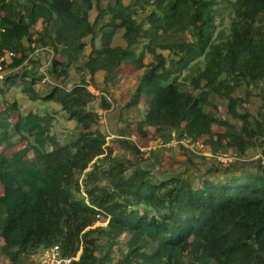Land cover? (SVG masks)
I'll return each instance as SVG.
<instances>
[{
    "label": "trees",
    "instance_id": "16d2710c",
    "mask_svg": "<svg viewBox=\"0 0 264 264\" xmlns=\"http://www.w3.org/2000/svg\"><path fill=\"white\" fill-rule=\"evenodd\" d=\"M131 56L122 112L142 107L138 127L164 146L174 135L233 161L199 169L177 145L185 168L162 176L161 156L120 138L128 125L106 145L88 88L109 93ZM0 70V264L52 247L60 264H264V0H0ZM10 91L57 110L22 112Z\"/></svg>",
    "mask_w": 264,
    "mask_h": 264
},
{
    "label": "rangeland",
    "instance_id": "374dc122",
    "mask_svg": "<svg viewBox=\"0 0 264 264\" xmlns=\"http://www.w3.org/2000/svg\"><path fill=\"white\" fill-rule=\"evenodd\" d=\"M167 54H168L167 52H164L165 56H167ZM43 63H44L43 66L40 68V70L42 71L44 70V68L47 67L46 66L47 62H43ZM169 70L172 71L173 69L170 68ZM8 72L9 71L0 70V78L6 75V73ZM136 74L137 72H136V66L134 63V57L131 56L128 60H126L121 65L118 76L114 79L113 84L111 86L109 85L108 87L109 93L105 91L106 89L105 87H101V86H100V89L103 90L102 92L100 89H99V92H94V89L92 88H88V90L98 96L94 104V107L96 108L97 114L100 116V124L103 125L104 130H105L104 133L106 134V139H105L106 145L107 144L113 145L112 141H115V139L116 140L119 139V136H117L116 133H110L109 131H107L108 127H112V128L115 126L116 127H124V126L126 127V125H128L127 130L125 131L126 136H122L120 138H123V140L126 139V140L131 141L143 153L147 154V152L151 151L152 155L161 156L162 157L161 159L162 162L160 165L161 167L157 168V171H159V175L169 176L172 172H178L185 168V166H181V169L177 168L178 166L177 162L178 163L185 162V157L178 155L177 143H171L170 141V143L164 146L162 145L163 141H161L158 137H155L153 129L151 127L146 128L144 131H142V129L138 127V121L141 119L140 112H141L142 107L139 106V107L131 108L128 113L122 112V108L124 104L128 101L130 94H132L133 87H134L133 79ZM71 78L74 80L75 75L72 74ZM101 79H102L101 76L99 75L96 76L97 82H101ZM45 80L50 81V78L46 76ZM9 95H10V99H13V100L16 99L19 102L22 112L37 111V110L41 111L45 108L47 112H54L57 110L55 106L42 107V106H39L37 103H30L26 98L20 97L18 94L15 95L13 91H10ZM101 96L104 97L106 101H108V103L110 104L111 106L110 110L102 111L101 108L99 107V97ZM234 96L245 99L244 90L239 89L235 91ZM215 105H216V109L214 110L215 114L221 118H227V115L225 113V108L221 104V102L219 100H216ZM259 105H260L259 97L253 94H249L247 97V103H245L243 107L249 113L255 114ZM238 111L243 112V108L242 107L238 108ZM59 116H61V114H59L57 117ZM124 118H126L125 122L121 120ZM60 126L66 129L63 131L64 135H68L70 131L74 129V126L72 125L71 122L62 121L60 123ZM59 130L62 131L61 128ZM186 142H187V146H189L188 144L189 141L186 140ZM196 144H198V146ZM191 145H195L194 147L195 149L193 150L195 154L206 158L205 162L196 164L195 167L199 169H208L216 165V163L214 162L215 160H217L219 163H222V164H227L234 160V158L230 154L229 155L226 154L225 156H220L219 153L216 155H212L210 152L207 151L206 148H204V145H200L199 142H195L194 144H191ZM24 146L25 144L20 142L16 144L11 150L6 151V155L10 156L13 152L24 148ZM113 147L116 151H118L119 148L117 145H114ZM170 149L171 150L173 149V150L171 151ZM165 153L166 155L163 156ZM257 156L258 155L252 156L250 160H246L248 161L246 163H250L249 161H253ZM26 158L32 159V155L30 152L27 153ZM195 167H193V169H195ZM252 167L253 165H246L244 168L250 169ZM1 195H2V187L0 186V196ZM106 222L107 220H105L104 222H97L95 226H105ZM110 237L112 240L116 239L121 242L126 241L124 239V236H120L116 238L115 235L110 234ZM3 247H4L3 241L0 240V249L3 250ZM53 249L55 248L52 247L43 252H39L35 254L32 257L33 264H60L61 261L58 262L56 256H54L56 254ZM210 251L211 249L209 247H206L203 251V254L204 255L209 254ZM63 264H68V262L66 263L63 262Z\"/></svg>",
    "mask_w": 264,
    "mask_h": 264
},
{
    "label": "built area",
    "instance_id": "2783aa9c",
    "mask_svg": "<svg viewBox=\"0 0 264 264\" xmlns=\"http://www.w3.org/2000/svg\"><path fill=\"white\" fill-rule=\"evenodd\" d=\"M186 140H188V139H181V140H176L175 139V136L174 135H172V137H171V143H177V145H181L182 147H184V148H186V149H188V150H194L195 148V145H191V144H194V142H191L190 140H188L189 142H188V144H189V146H187V142H186ZM197 146H198V144H196ZM222 156H225V155H222ZM217 158V157H216ZM55 248V247H54ZM54 250V252H55V254L56 255H54V256H56V258H57V260H58V262H60V260L58 259V253H57V249L55 248V249H53ZM53 256V257H54ZM66 262H68V261H66ZM65 262V263H66Z\"/></svg>",
    "mask_w": 264,
    "mask_h": 264
}]
</instances>
